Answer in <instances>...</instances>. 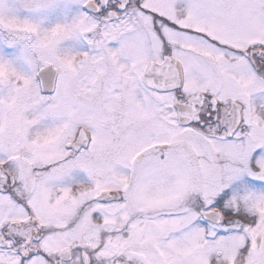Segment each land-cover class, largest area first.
I'll list each match as a JSON object with an SVG mask.
<instances>
[{
  "label": "snow or ice",
  "instance_id": "1",
  "mask_svg": "<svg viewBox=\"0 0 264 264\" xmlns=\"http://www.w3.org/2000/svg\"><path fill=\"white\" fill-rule=\"evenodd\" d=\"M0 264H264V0H0Z\"/></svg>",
  "mask_w": 264,
  "mask_h": 264
}]
</instances>
